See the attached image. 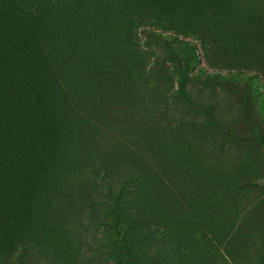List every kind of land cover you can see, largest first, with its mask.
<instances>
[{
  "label": "rangeland",
  "instance_id": "1",
  "mask_svg": "<svg viewBox=\"0 0 264 264\" xmlns=\"http://www.w3.org/2000/svg\"><path fill=\"white\" fill-rule=\"evenodd\" d=\"M17 5L57 135L0 264H264V0Z\"/></svg>",
  "mask_w": 264,
  "mask_h": 264
},
{
  "label": "trees",
  "instance_id": "2",
  "mask_svg": "<svg viewBox=\"0 0 264 264\" xmlns=\"http://www.w3.org/2000/svg\"><path fill=\"white\" fill-rule=\"evenodd\" d=\"M33 9L21 5L0 9V260L16 248H26L23 236L32 230L26 220L47 172L46 147L51 135H57L43 124L40 112L42 97L50 89L29 51L31 31L41 32ZM118 146L104 153L110 157L120 150L119 156L124 155L128 149ZM93 151L91 147L80 161L81 170L96 164Z\"/></svg>",
  "mask_w": 264,
  "mask_h": 264
}]
</instances>
